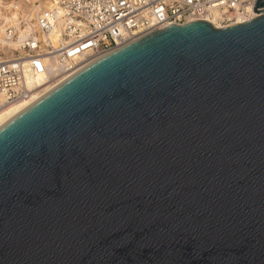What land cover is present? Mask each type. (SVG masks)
Listing matches in <instances>:
<instances>
[{
    "label": "water",
    "instance_id": "95a60500",
    "mask_svg": "<svg viewBox=\"0 0 264 264\" xmlns=\"http://www.w3.org/2000/svg\"><path fill=\"white\" fill-rule=\"evenodd\" d=\"M263 6L152 29L0 125V264H264Z\"/></svg>",
    "mask_w": 264,
    "mask_h": 264
},
{
    "label": "built area",
    "instance_id": "2783aa9c",
    "mask_svg": "<svg viewBox=\"0 0 264 264\" xmlns=\"http://www.w3.org/2000/svg\"><path fill=\"white\" fill-rule=\"evenodd\" d=\"M256 1L54 0L35 19L24 18L19 28L10 25L5 31L4 39L17 40L19 47L14 53L6 51L7 45L0 48V111L152 29L192 20L230 26L240 23L239 16L253 18Z\"/></svg>",
    "mask_w": 264,
    "mask_h": 264
},
{
    "label": "bare ground",
    "instance_id": "6f19581e",
    "mask_svg": "<svg viewBox=\"0 0 264 264\" xmlns=\"http://www.w3.org/2000/svg\"><path fill=\"white\" fill-rule=\"evenodd\" d=\"M54 0H0V48L5 47L8 53H14V48L19 47L17 40L7 41L4 39L5 31L8 26L16 25L18 26L19 21L24 18L33 20L35 19L37 13H39L44 8L51 7ZM258 14V13H257ZM256 12H251L249 17H254ZM246 17L239 16L237 22H242ZM34 22V21H33ZM216 27H222L215 24ZM20 26H18L19 28ZM51 87L44 88L46 91L50 90ZM43 93L34 95L30 99L21 101L19 103L12 104L2 111H0V125H2L9 118L20 112L22 109L30 105L36 99H38Z\"/></svg>",
    "mask_w": 264,
    "mask_h": 264
}]
</instances>
